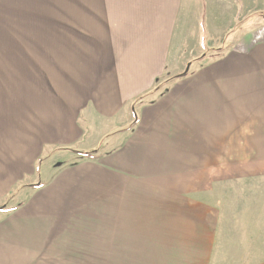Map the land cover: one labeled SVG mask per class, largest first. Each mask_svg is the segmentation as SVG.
I'll use <instances>...</instances> for the list:
<instances>
[{
  "label": "crops",
  "instance_id": "0c3cea01",
  "mask_svg": "<svg viewBox=\"0 0 264 264\" xmlns=\"http://www.w3.org/2000/svg\"><path fill=\"white\" fill-rule=\"evenodd\" d=\"M48 1L49 9H45L46 0H0V76L10 72L19 76L11 82L0 79V121L19 124L21 117L28 123L27 133L12 135L0 128V196L10 193L15 188L12 184L25 176H37L46 147L58 145L60 152L73 149L69 147L73 143H86L84 119L112 123V118L127 110L130 122L135 121L131 103L149 95L158 79L175 70L170 57L175 41L180 42L178 34L184 31V10L190 8L188 0ZM255 5L256 11L264 9V0H209L206 25L199 18L196 23L199 28L207 26L213 38L221 31L214 22L216 14H248ZM197 8L201 11L200 2ZM41 10L50 14L45 37L41 36L46 30L41 25ZM57 14H65L60 17L64 28L56 26L58 19L53 15ZM77 18L80 24L72 26ZM72 29L81 32L74 34ZM253 31L251 26L243 27L240 39H235L242 51L238 58L253 55L252 47H264V40H250L255 39ZM220 36L217 39L222 41ZM247 68L230 65L221 70L222 80L240 81L241 86L236 83L237 88L230 89L236 97L245 94L243 86L248 87ZM83 71L99 79L90 80L88 91L77 82ZM42 76L48 81L54 77L47 89L35 84ZM210 77L212 72L197 75L188 83L173 85L155 103L139 105L135 111L140 123L131 131V139L114 148L111 158L61 166L50 185L29 188V198L24 193L26 198L18 209L0 213V264H67L68 253L88 254V236L82 230L97 196L103 195V202L96 203L97 211H102L109 197L118 211L131 210L140 199L139 185L143 184L141 189L145 184L152 186L150 181L137 182L131 174L137 176L141 170L150 179L152 173H168L170 160L179 156L167 144L160 152L157 142L212 141ZM106 177L111 180L105 182ZM167 202L160 205L166 208ZM161 212L165 214L162 207Z\"/></svg>",
  "mask_w": 264,
  "mask_h": 264
},
{
  "label": "rangeland",
  "instance_id": "374dc122",
  "mask_svg": "<svg viewBox=\"0 0 264 264\" xmlns=\"http://www.w3.org/2000/svg\"><path fill=\"white\" fill-rule=\"evenodd\" d=\"M46 1L45 9H49V1ZM188 1L190 8L184 10L182 17L184 31L178 34L180 42L175 41L170 57V64L175 65V70L158 79L149 95L140 98L141 102L137 105L131 103V115H136L135 121L130 122L127 110L122 113L124 117L112 118V123L84 119L88 127L87 142L73 143L69 147L77 151L81 149L88 155L71 154L62 149L59 152L58 145L46 147L38 161L37 176H25L22 182L12 184L15 188L10 193L0 196V213H8L23 204L24 193L28 196L29 188L50 185L57 168L78 160H108L113 150L131 139V131L140 123V116L138 120V112L135 111L139 105L155 103L171 91L173 85L188 83L197 75L212 72V141L157 142L160 152L167 144L179 155L177 159L170 160V167L167 166L170 172L152 173L150 179L144 177L141 170H138L137 176L131 174L130 177L137 182L146 180L152 185L147 187L145 184L144 189H141L143 184L139 185L137 193L140 199L137 197L131 210L118 211L112 204V197H109L104 199L102 211H97L96 207H99L96 203L103 202V195L97 196L93 209L88 212L90 220L82 230L83 236H88L85 246L90 252L66 254L69 258L67 264L264 263V47H250L255 51L253 55L238 58L242 51L236 47L235 40L246 26L254 30L255 39L250 40L257 43L264 40V9L256 11L255 5L248 14H216L214 22L221 31H216L210 38L207 26V30L202 28L203 21L206 25L205 6L209 0ZM199 2L201 11L197 8ZM41 13V25L46 26L41 36L45 37L50 29V14L43 10ZM56 16L53 15L58 19L56 26L64 28L60 17L65 14ZM197 18L202 21L200 28ZM75 23L80 24L78 18L74 19L72 26L77 25ZM230 29L233 30L229 32ZM80 32L73 31L74 34ZM218 35H221L222 41L217 39ZM188 65L190 70L186 73ZM230 65L249 68L248 87L243 86L242 89L246 90L244 95L236 97V93L231 92L240 81L230 84L221 79V70ZM83 73L77 82L80 89L88 91L90 80L95 83L99 79L90 78L91 73ZM14 78H19L15 72L0 76L4 82H11ZM52 79V76L50 81L47 77H37L35 84L39 87L44 85L47 89L49 84H53ZM25 123L20 117L19 124L0 121V128L12 135L27 133L28 123L27 126ZM142 126L140 130H144ZM104 167L107 168V164ZM35 180L38 181L34 183ZM109 180L111 177H106L105 182ZM189 199L192 203L184 204ZM162 202H167L166 208L160 205ZM161 207L165 209V214L161 212Z\"/></svg>",
  "mask_w": 264,
  "mask_h": 264
},
{
  "label": "trees",
  "instance_id": "16d2710c",
  "mask_svg": "<svg viewBox=\"0 0 264 264\" xmlns=\"http://www.w3.org/2000/svg\"><path fill=\"white\" fill-rule=\"evenodd\" d=\"M139 102H141V99H138V100H136V101H134V103H135V105H137ZM136 116V115H135ZM135 124V123H134ZM66 151H68V152H75V153H77V154H80V155H86L87 153H85V152H82V151H77V150H75V149H66ZM88 155V154H87Z\"/></svg>",
  "mask_w": 264,
  "mask_h": 264
},
{
  "label": "water",
  "instance_id": "95a60500",
  "mask_svg": "<svg viewBox=\"0 0 264 264\" xmlns=\"http://www.w3.org/2000/svg\"><path fill=\"white\" fill-rule=\"evenodd\" d=\"M189 70H190V65H188L186 73L189 72Z\"/></svg>",
  "mask_w": 264,
  "mask_h": 264
}]
</instances>
